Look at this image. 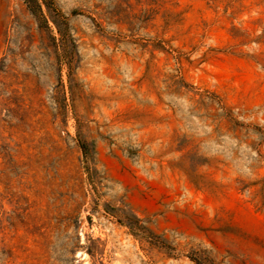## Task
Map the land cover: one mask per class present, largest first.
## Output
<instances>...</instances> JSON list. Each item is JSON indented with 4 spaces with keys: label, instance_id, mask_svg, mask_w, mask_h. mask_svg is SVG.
Returning <instances> with one entry per match:
<instances>
[{
    "label": "rangeland",
    "instance_id": "rangeland-1",
    "mask_svg": "<svg viewBox=\"0 0 264 264\" xmlns=\"http://www.w3.org/2000/svg\"><path fill=\"white\" fill-rule=\"evenodd\" d=\"M0 264H264V0H0Z\"/></svg>",
    "mask_w": 264,
    "mask_h": 264
}]
</instances>
